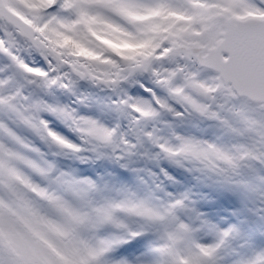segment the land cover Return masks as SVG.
Here are the masks:
<instances>
[{
	"label": "snow or ice",
	"instance_id": "snow-or-ice-1",
	"mask_svg": "<svg viewBox=\"0 0 264 264\" xmlns=\"http://www.w3.org/2000/svg\"><path fill=\"white\" fill-rule=\"evenodd\" d=\"M0 264H264V0H0Z\"/></svg>",
	"mask_w": 264,
	"mask_h": 264
}]
</instances>
